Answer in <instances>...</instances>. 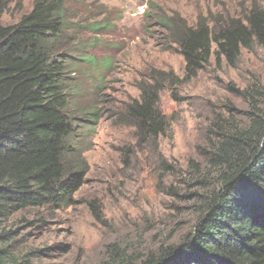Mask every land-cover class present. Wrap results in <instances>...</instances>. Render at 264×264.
<instances>
[{
  "label": "trees",
  "instance_id": "1",
  "mask_svg": "<svg viewBox=\"0 0 264 264\" xmlns=\"http://www.w3.org/2000/svg\"><path fill=\"white\" fill-rule=\"evenodd\" d=\"M67 1L35 0L17 23L3 25L13 0H0V264H36L31 251H16L15 215L68 205L84 183L74 109L89 117L85 122L96 123L98 112L78 107L74 74L95 64V57L73 43ZM159 19L185 59L186 79L213 55L234 64L243 48L264 46V9L256 5L244 18H200L196 24L179 15ZM176 78L173 71L151 69L138 83L139 98L127 102L115 121L133 127L140 143L157 145L171 128L160 95ZM234 90L249 99L246 120L214 117L200 160L188 166L187 181L198 189L193 230L145 257L114 244L104 264H264V87Z\"/></svg>",
  "mask_w": 264,
  "mask_h": 264
},
{
  "label": "rangeland",
  "instance_id": "2",
  "mask_svg": "<svg viewBox=\"0 0 264 264\" xmlns=\"http://www.w3.org/2000/svg\"><path fill=\"white\" fill-rule=\"evenodd\" d=\"M35 0H13L1 16L13 25ZM69 34L95 57L74 76L81 110H97L96 123L77 108L74 143L84 160V183L61 208H30L15 215L17 252L31 251L36 264H104L114 244L145 257L193 230L197 214L188 166L199 161L209 126L218 114L246 120L249 99L234 89L264 87V46L243 48L234 64L213 55L204 69L185 78V59L160 17L244 18L264 0H68ZM94 26H101L94 30ZM82 46V45H81ZM173 71L160 95L170 130L157 145L140 143L135 129L115 114L139 98L138 83L151 69ZM234 88V89H233ZM176 192L170 191V186ZM23 217L26 220H22Z\"/></svg>",
  "mask_w": 264,
  "mask_h": 264
}]
</instances>
